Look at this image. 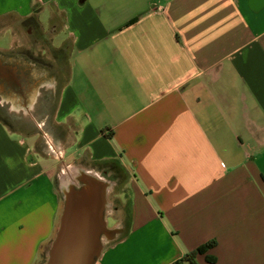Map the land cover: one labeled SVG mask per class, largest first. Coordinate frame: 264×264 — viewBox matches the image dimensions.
Returning <instances> with one entry per match:
<instances>
[{
    "label": "crops",
    "instance_id": "1",
    "mask_svg": "<svg viewBox=\"0 0 264 264\" xmlns=\"http://www.w3.org/2000/svg\"><path fill=\"white\" fill-rule=\"evenodd\" d=\"M2 36L56 143L0 122V264H44L62 190L107 170L128 209L94 264H264V0H0Z\"/></svg>",
    "mask_w": 264,
    "mask_h": 264
},
{
    "label": "water",
    "instance_id": "2",
    "mask_svg": "<svg viewBox=\"0 0 264 264\" xmlns=\"http://www.w3.org/2000/svg\"><path fill=\"white\" fill-rule=\"evenodd\" d=\"M104 180L82 174L76 186L63 195L58 228L44 264H94L100 253L104 221Z\"/></svg>",
    "mask_w": 264,
    "mask_h": 264
},
{
    "label": "rangeland",
    "instance_id": "3",
    "mask_svg": "<svg viewBox=\"0 0 264 264\" xmlns=\"http://www.w3.org/2000/svg\"><path fill=\"white\" fill-rule=\"evenodd\" d=\"M7 43V36L0 37V46L6 45ZM40 61L43 65H45L44 60ZM14 70H17V72L21 74L18 69H14L13 63L9 64L7 60H0V120L3 121V123L7 126L10 131H15L14 134L16 136H21L27 141L28 139H30V141L33 142H31L33 144V148L36 151H38L39 153L46 152L45 150L48 147L49 139L53 141V143H56V140L51 135L53 132L51 116L52 111L54 109L55 93L51 90L41 88L39 90L40 96L38 97V101L35 104L34 110H21L20 113L14 112L12 110L13 101L9 98L15 97L16 100L20 98L22 99V102L26 103L30 94L29 90L30 84L32 82L30 81V79L32 78V76H29L30 73H27L28 75L25 74L27 78L25 83L26 85L22 88L20 87L23 90L21 92L19 86L17 84L14 86L13 84L14 77L12 74L14 73ZM44 73L46 72L44 71ZM40 74H42V72ZM7 75L12 79V81H9ZM40 79L41 78H39L38 81H41ZM14 91L17 92L16 95L18 96L14 95ZM43 154V156H45L51 161L55 172L59 174L64 167L63 162L57 160L56 157L54 158L53 154ZM114 176V174H109L108 170L105 176H103L107 181H111L110 183L113 186L111 188V193H109V195L106 197L109 201V207L106 210V213L104 214L106 227H108V229L112 227L114 222L116 223L118 219L123 217L128 209L127 202L125 201L124 203L123 201V203H121L117 198L121 194V191H123L124 187L122 181L112 184L113 182L111 179L114 178ZM77 184L78 182H76L75 185ZM104 244L106 245V243ZM44 260L46 261V257Z\"/></svg>",
    "mask_w": 264,
    "mask_h": 264
},
{
    "label": "trees",
    "instance_id": "4",
    "mask_svg": "<svg viewBox=\"0 0 264 264\" xmlns=\"http://www.w3.org/2000/svg\"><path fill=\"white\" fill-rule=\"evenodd\" d=\"M1 121V120H0ZM3 122V121H1ZM214 241H209L206 242L200 246H198L196 249L186 253L183 258L181 259V261H188L190 264H198L195 260V256L197 254H205L209 249H211L214 246ZM205 260L207 263H213L214 262V258L211 256H205ZM180 261H176L174 264H178Z\"/></svg>",
    "mask_w": 264,
    "mask_h": 264
},
{
    "label": "bare ground",
    "instance_id": "5",
    "mask_svg": "<svg viewBox=\"0 0 264 264\" xmlns=\"http://www.w3.org/2000/svg\"><path fill=\"white\" fill-rule=\"evenodd\" d=\"M82 178V176L81 177H79V178H76L75 179V181L66 189V190H62V192H63V195H65L66 193H68L70 190H71V188H73L74 186H76L75 184H76V181L77 180H79V179H81ZM78 182V181H77ZM108 186H106V188H105V191H106V197H107V195H108V188H107ZM105 197V199H104V214L106 213V209H107V206H108V203H107V198ZM105 216V215H104ZM104 221H105V219H104ZM112 233V231L110 230V229H108V227H106V225H105V227H104V229L102 230V232H101V236H100V247L102 248V244L104 243V242H106V241H108V240H110V238L112 237L110 234ZM101 248H100V250H101ZM95 263V262H94Z\"/></svg>",
    "mask_w": 264,
    "mask_h": 264
},
{
    "label": "flooded vegetation",
    "instance_id": "6",
    "mask_svg": "<svg viewBox=\"0 0 264 264\" xmlns=\"http://www.w3.org/2000/svg\"><path fill=\"white\" fill-rule=\"evenodd\" d=\"M24 55L27 56L29 59L32 58L28 51H26ZM34 59H36V57H34Z\"/></svg>",
    "mask_w": 264,
    "mask_h": 264
}]
</instances>
